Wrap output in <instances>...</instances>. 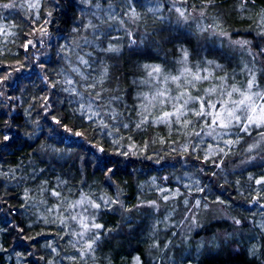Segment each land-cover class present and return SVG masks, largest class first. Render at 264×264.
Returning a JSON list of instances; mask_svg holds the SVG:
<instances>
[{"label":"snow or ice","instance_id":"1","mask_svg":"<svg viewBox=\"0 0 264 264\" xmlns=\"http://www.w3.org/2000/svg\"><path fill=\"white\" fill-rule=\"evenodd\" d=\"M249 2L241 0L236 10L250 21L244 31L251 39H234L216 0H201L191 9L188 0H0V9L23 8L29 21L22 42H17L19 25L0 23V37L5 42L13 38L16 48L23 49L22 59L16 53L14 63L0 67V106L11 109L0 126V154L31 149L27 165L21 159L15 168L5 171L0 167V181L6 182V193L13 182L17 187L22 182L35 185L23 188L20 212L14 213L16 206L9 203L15 196H0V213L13 219L23 214L28 220L26 225L5 220L0 227V235L13 233L17 241L26 242L23 253L15 252L16 264L37 256L41 249L29 251V244L49 235L54 239L45 240L47 255H39L40 264H89V260L114 264V256L101 258L96 253L113 241L114 252L125 241L131 247L141 230L132 213L142 207L159 211L160 205L149 200L126 207L122 188L113 177L122 164L133 163L132 158L153 159L147 152L157 142L160 150L180 157L185 166L190 159L211 166L186 173L190 181L184 184L187 196L179 189L171 196L163 195L165 203L182 197L179 229L163 245L156 238L160 224L166 232L176 228L172 214L178 205H173L163 220L152 225V242L145 255L133 256L131 264H204L205 260L228 264L218 260L222 255L228 260L245 256L246 264H264V173L248 175L254 185L250 184L244 202L249 211L258 207L248 217L233 214L234 198L211 196L222 173L225 183L218 186L223 190L229 183L226 161L230 157H243L240 165L264 168V85L260 84L264 77V9L251 12ZM60 39L65 42L59 43ZM217 39L218 49L201 43ZM52 63L61 67L52 69ZM25 72L28 75H22ZM30 90L28 107L13 116L18 99L13 93L19 92L23 100ZM156 126L166 127L169 135L137 143L133 133ZM174 132L180 139H173ZM205 137L214 143L202 147ZM238 146H244L242 152L236 151ZM160 150H154L157 163L165 158ZM90 165L109 189L115 186L114 195L91 190ZM73 169L80 180L70 187ZM49 175L55 176L54 182L41 179ZM236 184V191L244 196L240 181ZM194 193L201 195L193 202ZM117 215L116 224L107 227L104 218ZM41 224L56 231L29 234ZM221 224L226 226L221 228ZM200 232L210 235L194 240L193 233ZM177 237L178 243L174 242ZM8 251L0 244V252Z\"/></svg>","mask_w":264,"mask_h":264},{"label":"trees","instance_id":"2","mask_svg":"<svg viewBox=\"0 0 264 264\" xmlns=\"http://www.w3.org/2000/svg\"><path fill=\"white\" fill-rule=\"evenodd\" d=\"M166 3H171V0H165ZM241 0H216V7L221 12V18L225 22V26L229 28L232 31V36L234 39L239 38H249L251 37L244 31L249 27L250 21L246 18H242L241 13H239L236 8L240 4ZM201 4V0H188V7L191 9L192 5L199 6ZM248 8L251 12H258L261 9H264V0H255L254 5L251 3V0L248 4ZM12 9L11 10H3L0 9V23H10L14 22L15 24L19 25V32H20V39L17 42H22L23 40V32L29 31V21L25 19L23 16L17 15ZM212 10H209L211 14ZM14 13V14H12ZM245 16L248 15V13L244 14ZM151 16L148 18L149 25L151 24ZM53 30H55V25L51 26ZM192 29H195V24L192 25ZM236 30H239V35H237ZM113 34H120L122 33H115ZM13 38L9 37L8 40L5 42L3 37H0V50H3L4 55L0 56V67L6 66L7 64L14 63V54L19 53L20 58H23V49L16 48L15 44H13L12 41ZM64 39H60L59 43H64ZM53 44L57 43V39L54 37ZM195 43V41H193ZM201 43L209 49H218L219 48V39H217L215 42L212 40L208 41H201ZM51 51V50H50ZM211 58V57H209ZM171 59V57L169 58ZM52 60H57V57L54 52H52ZM239 57L237 58V61H232V64L228 67V71L231 72L232 68L235 67L236 63L238 62ZM223 62V61H221ZM52 69H59L61 67L60 63H52L51 65ZM33 72H38V69H32ZM237 71H239L237 69ZM22 75H28L27 72L22 73ZM28 83V81H26ZM260 84L264 85V77L260 78ZM32 91L30 90L29 93L25 94V97L23 100L19 99L20 93L16 92L13 93V95L17 96L18 99L14 102L13 107L17 109V111H14L12 113L13 116H17L18 113H22L24 108L28 107V100L30 99L32 95ZM36 95H41V93L36 92ZM10 108H5L4 106H0V126L3 124V120L9 118L7 116V112L10 111ZM127 135L128 133H124ZM135 136V140L138 144H143L145 140H148L154 136L160 137V136H168L169 131L166 127L163 126H156V127H149L146 131H142L139 133H133ZM173 139H180L179 135H176L175 132L173 133ZM206 143L202 145V147H207L208 142L213 141L210 140V138L205 137L204 138ZM246 146V145H244ZM244 146H238L236 151L242 152ZM161 146L159 142L155 144H150L148 148V155H151L153 159L148 160L144 158H132L133 163L127 164V167L122 164L121 170L117 173L115 177H113V180L120 185L123 191V195L121 199L124 201L126 207H133L134 205L138 203H146L149 200H155L159 205V211H156L155 209H149L142 207L139 209V211H134L132 213L133 218L140 224V229L138 230L135 238L131 240V247H129V244L127 241L123 243V246L119 249L118 252H114L113 249L116 247V242L113 241L109 244H105L102 247V250L100 252H97V257H103L105 255H112L114 256V264H131V259L133 256L139 254L144 256L146 253V249L148 247V244L152 242V237L150 235L152 225L155 223L157 219L163 220L164 216L167 215L170 211L173 205H178V209L175 213H173L174 221L176 222V228H173L169 231H165L164 224H160L159 228L160 231L157 234V239L160 241L161 245H163L164 242H166L171 237V232L176 231L179 229V220L182 218L183 214V204H182V197H177L176 200H170L169 202L165 203V201L162 199L163 195L167 194L171 196L177 189L180 190V192L183 194V196H187L188 192L184 188L185 183H189L186 173H195L196 168H199L201 166L205 168H209L210 162L208 164L201 165L199 161L195 159H190V163L185 166L184 160H182L178 156H171L166 155L163 150H160ZM31 149L28 147H23V150H17V149H10L6 153L0 154V167L3 168V170L7 171L10 168H15L18 163H20L21 159L23 160V163L27 165L28 163V152ZM154 150H160L159 155L165 156L163 160L160 161V163H157V151ZM201 160L203 159V153L200 155ZM243 157L241 156H232L229 158L228 161H226V169L227 172L230 173L227 176L228 184L225 186V189H221L218 185L224 184L225 181L223 179V173L221 174V177L216 181L217 187H215L214 191L211 193L212 198H215V195H222L223 197H226L228 199H233L235 201V207L233 208V214H237L241 217H248L251 215L252 212H257L258 207H251L250 211L249 205L244 202V197L248 196V192L250 191V184L254 185V181L250 182L248 181V175L249 173H252L256 176H259L261 173H264V168H257L250 165H240V160ZM123 160L124 158H119ZM232 161H235V163H232ZM253 163H258V161H255ZM192 165H195V167H192ZM43 167V165H40ZM67 168V165L65 166ZM28 171H31V169H28ZM59 171V169H57ZM219 172V170H217ZM88 172V185L91 186V190L97 193L100 192H107L109 195L115 194V186H113L111 189L108 188L107 185L103 183V177L102 175L96 171L91 165L87 169ZM93 172H96L95 175H92ZM131 173V175H129ZM20 173L18 172L17 175ZM72 175H74V179L70 183V187L75 186L79 183L80 176L75 174V170H72ZM199 175V174H197ZM164 177H168L167 181L164 180ZM49 179L51 181H55L54 175H49L47 177H41V179ZM155 178V183H153V180ZM240 181L242 187L241 191L244 193V196H241L237 191V184L236 182ZM5 183L4 181H0V196H4L5 194L8 197L15 196L16 199H9V203L15 205L14 213L20 212L19 204L21 203L19 196L22 195L23 188L25 186L28 187H35V185L28 184L25 185L23 182L20 184L19 187L15 185V182L8 184V191L6 193L5 189ZM204 183H208L207 179H204ZM159 188H164L168 190L165 193H161L158 191ZM87 190V186L85 188ZM201 194L194 193L190 199L193 200L195 198H199ZM139 198V199H138ZM50 203L54 202L50 199ZM119 219V216H107L104 218V221L106 222L107 227H113L117 220ZM5 220H12L13 223L19 221L24 223L25 225L28 223V220L26 219V216L16 215L15 219H13V216L11 215H5L4 213H0V227L4 226ZM226 225L221 224L219 227L223 228ZM215 223L212 230H215ZM45 231L47 233H54L56 229L54 227L52 228H45L42 224L40 226L35 227L33 230L29 232L30 235H35L36 232ZM210 235V233L200 232L199 235H196L193 233V239L199 240L202 236ZM46 239H54L52 235L46 236V237H37L38 243L35 244H29V251L34 249H41V251L37 254L35 257L29 258L27 261H22L21 264H40L39 262V255H47L45 251H43V245L45 243ZM174 242H179V237L175 238ZM23 243L26 242H19L15 239V235L13 233H5L0 235V244H3L5 248H8V253L0 252V264H16V256L15 252L20 251L24 252ZM65 243L66 242H62ZM26 255V253H25ZM219 261H228V264H246V257L240 256L236 258H232L231 260H228L226 256H221L218 258ZM65 264H68L66 261ZM89 264H92V261L89 260ZM204 264H217L216 261L211 260H205Z\"/></svg>","mask_w":264,"mask_h":264},{"label":"rangeland","instance_id":"3","mask_svg":"<svg viewBox=\"0 0 264 264\" xmlns=\"http://www.w3.org/2000/svg\"><path fill=\"white\" fill-rule=\"evenodd\" d=\"M17 3H20V0H17ZM13 11L19 16H23V17L27 16V13H26V11L23 8H17V9H15ZM12 14H14V13H12Z\"/></svg>","mask_w":264,"mask_h":264}]
</instances>
